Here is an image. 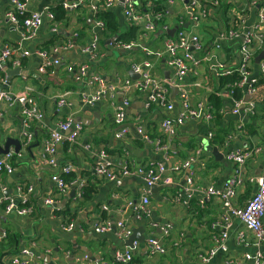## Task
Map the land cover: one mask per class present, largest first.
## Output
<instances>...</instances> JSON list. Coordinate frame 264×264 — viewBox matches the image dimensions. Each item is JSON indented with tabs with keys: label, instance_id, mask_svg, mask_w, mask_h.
<instances>
[{
	"label": "crops",
	"instance_id": "1",
	"mask_svg": "<svg viewBox=\"0 0 264 264\" xmlns=\"http://www.w3.org/2000/svg\"><path fill=\"white\" fill-rule=\"evenodd\" d=\"M25 1L31 10H39L42 4V9L50 10V6H55L58 2L61 4L62 1L70 0ZM136 1L148 8L152 5V0ZM8 6L9 0H0V50L8 44L15 46L20 42L22 45L12 56L13 59H20V65L14 67L10 62L6 65L7 89L11 93L19 94L29 87L44 116L41 120L29 121L27 132L31 134V140L20 148V156L13 157V172L0 173V186L5 187V191L11 189L8 195L16 205H21L25 200L31 208V212L23 216L15 212L6 214L5 191L0 192V234L5 233V239L1 242L0 264H14L11 257L22 248H28L32 252L33 259L30 264H77V258L84 254L90 260H105L116 264L113 261L114 253L130 248L126 243L127 238L122 239L117 235L115 223L120 220L124 221L126 227L141 228V233L146 238L144 242L138 240V245L132 250L133 264H230L226 261L227 256L237 258L243 253H254L256 250L264 256V242L258 247L253 245L251 234L242 222L235 216H229L230 224L226 229L227 252L217 251L207 263H201L197 259V254L209 250L214 245V238L223 232L221 215L225 209L219 198L206 199L196 187L221 186L234 167L225 158L226 152L244 149L252 151L257 148L258 151H253L244 164L247 176L254 180L248 181L239 189L235 203L242 206L256 190L255 178L264 167V78L260 82L254 113L241 110L239 114H233L229 98L231 83L220 85V77L224 75L219 70L211 69L203 60L205 53L211 52L226 66H236L239 42L226 41L221 43L219 49L215 48L213 41L217 27L212 19L197 26L188 24L186 27L196 31L205 45L202 52L194 53L201 62L190 67L183 78L190 89V103L193 107L201 102L209 106L212 113L209 122H215L214 126L224 128L227 132L222 144H211L212 138L209 139L207 134L212 131L204 134L198 132L199 124L209 123L205 119L185 122L167 140L160 128L165 112L157 105L146 106L145 94L137 91L131 92L129 105L124 108V126L128 132L126 136L116 138L115 133L120 125L115 122L110 102L112 100L120 105L125 93L117 90L113 92L112 99L105 97L93 103L84 101L83 95L101 87L94 80V76H98L106 85L114 82L117 77L136 80L138 77L132 78L129 70L132 71V64L145 60L153 61L151 73L159 78L170 77L172 70L164 59L157 60L146 54L147 50H158L162 47L164 33L158 34L157 29L143 36L138 28L141 26H136L135 40L125 42L134 44L129 49H123L117 46L122 41L117 40L116 36L108 35L104 32L105 29L95 30L99 36V57L89 63L87 74L77 83L74 81L77 64L89 61L81 48L91 43L94 31L89 8L83 5L74 10L65 9L66 15L59 20L44 17L38 31L31 38L21 40V31L5 17ZM168 9L167 20L172 26L184 12L185 2L174 0V4ZM111 10L118 19L121 32H125L130 24L124 18L121 6L116 4ZM253 18V12H249L248 23ZM68 41H72L74 46L63 49V44ZM133 47L138 48L132 50ZM24 49L31 54L21 56ZM37 49L48 51L50 59H58L59 63L45 65L44 60L32 53ZM259 54L251 62L252 75L255 77L258 75L259 62L263 60L255 61ZM16 68L19 71L13 72ZM132 74L138 73L132 71ZM211 94L223 101L224 107L218 113L208 101ZM168 95L175 107L179 106L176 88H171ZM60 96L65 98L63 105L57 103ZM244 101H250L249 97L245 96ZM174 113L175 110L172 114ZM215 115L217 118H214ZM65 119L82 124L76 141L62 142L57 146L55 154L59 166H73L69 173L73 177L66 180L68 184L72 180L84 181V189L89 197L83 194L82 200L77 203L71 197L74 186L69 185L65 193L57 192L50 177L57 168H52L41 157L50 132L56 128L58 122ZM24 122L18 103L12 100L1 101L0 146L6 143L7 138L23 141L21 134ZM140 125L151 139H159L162 144H168L166 153L159 150L153 141L146 142L142 138L136 130ZM86 145L88 148H85ZM213 147L223 154L224 162L215 159L211 152ZM9 150L14 151V146L9 145ZM197 150L200 152L196 155ZM101 152L106 155L111 166L118 167L126 162L135 166L159 163L165 166V174L170 176L172 182L164 184L168 187L150 194L152 210L149 215L137 216L125 206L127 199H137L141 194L143 182L138 175L109 181L93 174V167ZM194 155L195 160L190 168L193 184L190 186L186 180L190 175L188 170L175 173L172 168ZM17 186H21L20 192L16 191ZM48 196L54 199L52 205L44 204V199ZM262 220L264 221V216ZM106 221L110 224L108 230L100 233L94 230L97 223ZM69 222L73 223V228L63 229ZM162 226L169 227L168 235L163 234ZM240 232L244 233L248 243L237 239ZM12 236L14 240H10ZM148 237L156 238L165 247V253L150 254L146 244Z\"/></svg>",
	"mask_w": 264,
	"mask_h": 264
},
{
	"label": "built area",
	"instance_id": "2",
	"mask_svg": "<svg viewBox=\"0 0 264 264\" xmlns=\"http://www.w3.org/2000/svg\"><path fill=\"white\" fill-rule=\"evenodd\" d=\"M185 2L184 12L180 15L179 20L172 26L168 22L167 11H152L147 6L142 5L136 0H123L121 3L122 14L130 25L138 27L140 34L145 36L155 32L157 29L164 33L162 47L158 50H147V56H153L154 59H164L166 65L172 70V75L168 78H159L150 72L153 67V61L145 60L142 63L132 64V71L138 73L139 77L136 80L117 77L114 82L106 85L98 76H94V80L101 84V87L89 94H84L83 99L88 103H93L105 97L112 99L117 90H122L125 93V98L118 105L112 100L110 106L115 116V122L120 125V129L115 133L116 138L126 136L128 129L124 126L125 112L124 108L129 105L130 94L133 91L145 94V104L157 105L164 112L165 117L160 122V128L167 140H170L176 133V129L182 126L185 122L193 120H208L211 119L212 113L209 106L203 102L193 107L190 103V89L188 84L183 80L188 69L192 66H197L201 62L194 53L202 52L205 45L201 41L197 32L191 28H185V22L195 24L214 20L216 22L215 39L213 46L217 49L221 47L222 42L236 41L238 47L236 50L238 64L236 66H226L224 62L211 53H205L203 60L209 64V67L214 70H219L222 75L237 73V79L231 83L229 89V98L232 102V113L239 114L244 110L249 114H253L256 108L257 98L261 88L259 79L264 78V59L260 60L258 66L257 77L252 75L251 62L255 55L264 50V0H183ZM104 9H111L118 4L119 0H70L62 1L61 5L64 9L74 10L80 6L86 5L93 17L92 41L89 45L81 48V52L87 55L89 61L77 64L74 74V81L79 83L89 70V63L95 61L99 57L98 40L99 36L95 30H104L103 21L96 18L95 14L99 9V3ZM174 4V0H166L167 8ZM169 10V9H168ZM249 12H253L254 18L248 23ZM22 16L21 18H19ZM5 17L19 31H21V40L31 38L41 27L44 17L54 20L53 13L43 8L42 10H31L25 0H9V6L5 11ZM136 27V28H137ZM173 27H177L174 35H167V31ZM55 29V28H54ZM134 43L118 44L119 48L129 49ZM21 43L17 45H5L0 50V102L15 101L21 107V114L25 120L22 131V146H25L31 140V134L27 132L30 120H41L44 116L43 112L38 108L37 102L32 96L31 89L26 87L24 92L19 94L11 93L7 88L6 83V65L10 62L12 66L18 67L20 59L12 58V56L21 48ZM74 46L72 41L63 44V49H70ZM55 51V50H54ZM44 60L45 65H56L58 59H50L48 51L37 49L32 52ZM31 54L24 49L21 56ZM171 88H176L178 94L179 106L175 107V103L169 97L168 93ZM114 92V93H113ZM238 95V96H237ZM112 96V97H111ZM248 96L250 101L245 102L244 98ZM58 105L65 104L64 96H60L57 101ZM175 110V113L172 112ZM82 129L80 122H72L70 119H65L57 123L54 130L50 132L49 139L42 153V159L46 161L52 168H57L51 174V180L55 184L56 190L59 193L67 192L68 186H74V200L79 202L84 194V181L72 180L68 182L65 176L68 175L73 166L71 164L59 166L55 160L56 149L59 144L64 141L75 142ZM137 132L146 142L153 141L159 150L167 152L168 144H162L159 139H151L144 130L143 126L136 127ZM208 138H212V132H208ZM88 148V145L85 146ZM254 150H237L225 153V158L234 164L231 174L222 182L218 188L214 185H208L205 188L197 190L203 193L208 198H219L225 209L221 215L223 232L214 238V245L207 251L197 254V259L201 263H207L219 250L227 252L226 248V229L229 226V216L237 217L243 224L244 228L250 232L253 245L259 246L264 242V167L260 170L259 175L255 178L256 190L245 204L239 206L235 203L240 191L248 181L254 179L248 177L244 170V164ZM200 152L197 150L196 155ZM20 156V152L9 150L0 155V173L11 174L14 170L13 157ZM195 160L194 156H189L185 160L179 162L172 168L175 173L183 170H188L187 177L188 185L193 184L192 172L190 168ZM166 168L163 164H149L145 166H135L131 162H126L118 167L111 166L106 155L101 152L98 161L93 167V174L100 179L114 181L120 177H128L138 175L143 187L139 198L127 199L125 202L126 208L133 210L134 214L149 215L152 207L150 201V188L153 185L170 184L171 178L166 175ZM21 186L16 187V191L20 192ZM5 187L0 186V192H4ZM7 205L4 212H15L18 215H27L31 212L30 206L23 200L21 205H16V202L10 195H6ZM54 199L48 196L44 199V204L52 205ZM202 203V201H201ZM216 223H214L215 225ZM118 237L122 239L128 238L132 230L125 226L124 221L120 220L115 223ZM73 223L69 222L63 229L71 230ZM110 228V224L106 221L97 223L94 230L98 233L104 232ZM164 235L169 234V227L162 226ZM5 239V233L0 234V253L2 251L1 242ZM240 242H247L243 232L237 236ZM147 248L150 254H163L165 247L158 242L154 237H148L146 240ZM138 245V240H133L130 248L123 251H116L113 256V261L116 264H133L132 250ZM33 259L32 252L28 248H22L18 254L11 257V262L14 264H30ZM226 261L230 264H264V256L259 250L254 253H243L237 258L227 256ZM77 264H110L105 260H90L87 255H80L77 258Z\"/></svg>",
	"mask_w": 264,
	"mask_h": 264
},
{
	"label": "trees",
	"instance_id": "3",
	"mask_svg": "<svg viewBox=\"0 0 264 264\" xmlns=\"http://www.w3.org/2000/svg\"><path fill=\"white\" fill-rule=\"evenodd\" d=\"M99 9L97 10L95 16L99 20L103 21L105 25V33H108L110 36H116L117 40L122 41V42H130L135 40V31H136V26L130 25L128 26L127 30L125 32H121V26L118 23V19L114 12L111 9H104L101 6V2L99 3ZM50 11L54 15V20H59L62 19L66 15V10L62 7V5L58 2L55 6H50ZM150 9L152 11L158 12L160 10L162 11H169L167 6H166V0H152V5L150 6ZM20 16L19 18H21ZM237 73L234 72L229 75H224L220 77V85H225V84H230L233 83L237 79ZM263 81V78L259 79V82ZM238 96V95H237ZM209 103L211 106L216 109V113H218V110L223 108V101L222 99L218 98L214 94H211L208 98ZM215 113V114H216ZM214 118H217V115L214 116ZM211 122V123H210ZM209 123H202L199 124L198 132L201 133H207L209 130L213 132V137L211 140V144H222L227 132L224 128L218 127L215 125V122L210 121ZM218 123V122H217ZM215 127V129H213ZM70 175V176H69ZM65 180L69 181L71 180L70 177H73V175L69 174ZM84 196L89 197V194L86 189H84ZM10 240H14V237H10ZM16 242V240H15Z\"/></svg>",
	"mask_w": 264,
	"mask_h": 264
},
{
	"label": "water",
	"instance_id": "4",
	"mask_svg": "<svg viewBox=\"0 0 264 264\" xmlns=\"http://www.w3.org/2000/svg\"><path fill=\"white\" fill-rule=\"evenodd\" d=\"M122 1L123 0H119V2H118L119 6H121ZM42 7H43V4L39 7V10H42ZM187 25H188V22H185L183 26L186 28ZM176 28L177 27H173V28L169 29L166 32L167 35L173 36ZM158 34H161V30H158ZM108 42H110V41H108ZM137 48L138 47H133L132 50H137ZM124 52H127V51H124ZM128 52H130V51H128ZM260 59H264V51L260 52V54L255 58V61H259ZM12 71L13 72H18L19 68H16L15 70H12ZM9 73H11V71ZM129 74H130V76L132 78H135L136 76L139 77V74H132L131 70H129ZM9 145H13L14 146V152H18L20 150V148H21L22 141H20L18 138L17 139L16 138H7L6 143L3 146H0V154H4L7 151H9ZM211 152H212V154L214 155V157H215V159L217 161L224 162L223 154L218 152L216 147H213ZM166 187H168V185H164V184H162V185H153V186H151L150 191L153 194V193H156L159 190H161L163 188H166ZM10 192H11V189H9L8 191H5L4 195L10 194ZM73 196H74V189L71 192V197H73ZM131 230H132V233L126 240L127 246H131V243H132L133 240H139L140 242H144V240L146 238L142 235L141 228H131Z\"/></svg>",
	"mask_w": 264,
	"mask_h": 264
}]
</instances>
